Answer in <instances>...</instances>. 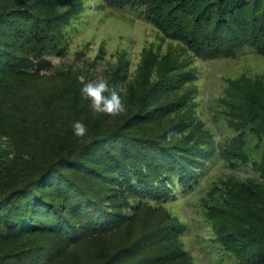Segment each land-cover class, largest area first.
Instances as JSON below:
<instances>
[{
	"label": "rangeland",
	"instance_id": "1",
	"mask_svg": "<svg viewBox=\"0 0 264 264\" xmlns=\"http://www.w3.org/2000/svg\"><path fill=\"white\" fill-rule=\"evenodd\" d=\"M45 9L53 11L47 37L25 44L23 54L44 55L53 69L9 75L0 85V148L10 147L13 161L46 153L48 124L72 115L82 80L118 70L127 84L151 85L183 59L195 78L166 95L185 96V106L158 124L193 123L184 133L205 142L207 155L187 188L173 181L167 199L128 198L134 206L121 226L72 246L65 263L100 264L140 241L142 264H254L244 236L264 244V54L251 45L230 55L195 53L160 28L145 0H69ZM231 231L235 240L224 244Z\"/></svg>",
	"mask_w": 264,
	"mask_h": 264
},
{
	"label": "trees",
	"instance_id": "2",
	"mask_svg": "<svg viewBox=\"0 0 264 264\" xmlns=\"http://www.w3.org/2000/svg\"><path fill=\"white\" fill-rule=\"evenodd\" d=\"M68 2L0 0V85L9 75L53 69L44 55L32 60L23 54L24 45L47 37L53 11L45 8ZM145 2L160 28L195 53L230 55L251 45L264 54V0ZM62 14L54 17L61 21ZM172 65L170 78L151 85L142 79L127 84L118 70L108 73L110 84L126 89L127 111L119 116L92 113L79 93L72 115L48 124L41 157L31 150L17 162L10 147L0 148V264H63L72 246L121 226L126 208L134 206L128 198L167 199L173 181L183 188L192 183L200 158L207 156L205 142L185 135L193 126L188 121L158 124L185 106V96L170 99L166 92L181 90L195 78L186 59ZM77 120L87 126L83 138L74 135ZM235 234L229 232L222 242L234 241ZM248 238L253 263L264 264V244ZM140 243L123 245L100 264H142ZM72 263L84 264H65Z\"/></svg>",
	"mask_w": 264,
	"mask_h": 264
},
{
	"label": "clouds",
	"instance_id": "3",
	"mask_svg": "<svg viewBox=\"0 0 264 264\" xmlns=\"http://www.w3.org/2000/svg\"><path fill=\"white\" fill-rule=\"evenodd\" d=\"M123 86L110 84L105 78L83 81L80 88L81 99L89 102V109L94 114H104L109 117L119 116L127 111L123 99L126 96ZM74 135L83 138L87 134V126L82 121L72 124Z\"/></svg>",
	"mask_w": 264,
	"mask_h": 264
}]
</instances>
